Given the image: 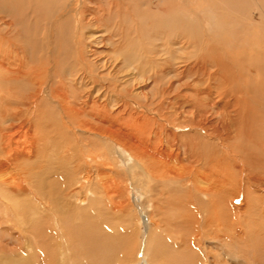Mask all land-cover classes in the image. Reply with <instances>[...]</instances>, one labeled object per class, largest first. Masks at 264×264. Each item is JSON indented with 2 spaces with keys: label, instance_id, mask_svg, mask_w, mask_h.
<instances>
[{
  "label": "bare ground",
  "instance_id": "bare-ground-1",
  "mask_svg": "<svg viewBox=\"0 0 264 264\" xmlns=\"http://www.w3.org/2000/svg\"><path fill=\"white\" fill-rule=\"evenodd\" d=\"M80 1L0 0V224L4 221L10 226L0 225V241L10 244L0 262L36 264L33 255L37 253L38 264H51L49 257L45 260L40 254L47 252L57 253L56 264H73L79 245L89 254L87 264H101L102 259L95 257L105 248L104 239L130 225L128 216L134 219L132 191L140 195L149 212L147 225L152 232L143 242L145 264L156 261L154 255L147 257L156 239L151 227L166 222V210L179 204L178 195L185 201L179 213L186 233L196 227L195 238L212 234L211 239L219 240L223 233L224 240L243 241L245 232L235 234L229 219L234 216L240 224L247 210L255 215L256 205H264L254 203L257 197L252 192L257 188L264 197V0H253L258 21L252 15L246 20L248 46L228 44L232 32L224 28L220 33L221 19L211 0H188L182 10H174L170 0H83L82 5ZM228 1L231 8H237L241 0ZM190 9L204 17V27L190 19ZM243 12L242 8L238 11ZM226 20L222 24L227 25ZM241 20L245 21L240 18L233 25L240 28ZM18 23L35 32L48 26L56 37L53 41L50 34L42 41L32 34L22 46H16L9 31ZM159 27L177 30L183 44L191 48L189 57L195 60L190 58L193 61L182 62V66L162 63V46H157L153 35ZM202 49L205 55L218 57L216 69L220 57H224L222 61L232 57L229 63L234 68L223 66L218 72L226 78L230 75L235 91L218 94L213 100L210 86L195 90L207 73V65L196 60ZM165 76L193 83L188 86L192 91L187 95L190 106L205 105L208 114L219 107L217 120L209 122L208 116H203L199 121V126L207 125L213 134L206 133V137L215 142H185L172 153L175 133H180L184 124L167 122L158 110L155 113L135 103ZM173 87L169 81L156 95L168 96ZM160 100L157 104L162 107ZM199 150L202 156L196 159L194 153ZM181 153L188 155V164L183 163ZM250 201L253 205L248 207ZM262 208L256 217L264 222ZM245 220L249 236L261 232L248 227V218ZM31 224L36 228L35 237L27 243L21 236L32 233ZM11 226L18 229V236ZM228 233L233 235L227 237ZM202 245L205 247H199ZM34 247L39 251L34 253ZM196 248L190 243V249ZM157 250L156 244L152 253L158 254ZM193 257L195 260L186 263H248L247 256L241 259L239 254L223 253V247L211 255L197 253Z\"/></svg>",
  "mask_w": 264,
  "mask_h": 264
},
{
  "label": "rangeland",
  "instance_id": "rangeland-1",
  "mask_svg": "<svg viewBox=\"0 0 264 264\" xmlns=\"http://www.w3.org/2000/svg\"><path fill=\"white\" fill-rule=\"evenodd\" d=\"M156 1H155V4H153V6L157 4ZM187 1L188 0H170L168 2L171 5H173V9L174 10H179V9L182 10V6L184 8V6L186 5ZM189 1H192V0H189ZM193 1H195V0H193ZM211 1H212V3L215 6V10L216 11H214V12L219 15L218 20L220 21V19H221V23L219 24V26L221 25L220 33L226 31V29L228 31L229 30L228 28H230V30L232 32V38H230L229 41L227 40L228 44L230 46H234V45L236 46L237 44L238 45L244 44V45L248 46V42H249L248 41V33H249V31H248V25H249L248 21H249V19L248 18H249L250 15H252L253 20L255 19V20L258 21V19H259V15L255 12L254 7L252 5L254 1L250 0L252 3H248L246 1H249V0H241L240 3H238L239 5L237 6V8H231L232 7V5L230 6L231 2L228 1V0H211ZM220 1H223V2H220ZM83 2L84 1L81 0L80 4L82 5ZM223 3H225V5L228 6L229 8L225 7V5ZM222 4H223V9H222V6H221ZM241 8H242V12L243 11L244 12L243 13H238V11L240 12ZM193 10L194 9L187 10L189 15H191L190 19L191 20L194 19V21L196 23H198V24H200V26L204 27V23H203V22H205L204 21V17L201 14H199L198 12H193ZM151 11L152 12H157V9H152ZM157 14H158V12H157ZM221 15L222 16L223 15L226 16L225 18L227 19L226 20L227 25L222 24V21L225 18H220ZM242 17L244 18L245 21L241 20V21H238V22L240 24L243 23V25H242L243 28H242L241 25H240V28L235 27L233 25V23H235V21L240 19V18L243 19ZM246 20H248V21H246ZM136 23H137V20H136L135 24ZM136 26H137L136 27L137 31H139L138 23L136 24ZM159 28L158 29L156 28L154 30L153 35H155V37H157V41H156L157 46H159V45L162 46V48H160V51H159L158 47L156 46L157 47V51H159V54L161 55V58H162V59L159 58V60H161L162 63L164 62V63H166L168 65L169 64H179L180 63L181 66H182V62L186 64V62H188V61H189V63H191L190 61L195 60L194 57H189L190 56L189 55V53H190L189 49H191V48L189 47L188 43L183 44L184 42L179 38V34H178L177 30H175V29H173L171 27H169V31H168V29H165V27L163 28L164 30L162 29V27H159ZM211 28H214V25H213L212 22H211ZM224 28H226V29H224ZM28 29L25 28V25L23 23H18L14 27H12V29H10V31H9L10 32V36H12V39L14 38L13 41H12V44H15L16 46H22L23 43L27 42L29 40V37L31 39L33 37V35L35 36V39L40 40L42 38L41 39L42 41H46L47 40V36L48 35L50 36V34L52 36V40L53 41H54L53 37H56L55 30L51 31L48 26L45 27L43 32H41V31L40 32L39 31L35 32V31H33V29L31 27L29 28V26H28ZM261 29H262L263 34H264V14H263V26H262ZM213 32L216 33V31H213ZM39 33H41V35L37 36ZM31 35H32V37H31ZM23 37H24V40H22ZM163 38H165V40ZM242 38L243 39L246 38V39H244L245 42H244V40ZM163 44H164V46L166 44L167 45L164 47ZM186 45H188V46H186ZM186 48H188V49H186ZM205 48L207 49L206 46H205ZM173 49H176V50L174 51ZM204 50L202 49V54L201 55L196 56L197 57L196 60L198 59V61H201L203 64L205 63L204 64L205 66L207 65L206 68H207V73L208 74L206 73L207 77L203 76V78H202L203 79L202 83L203 82H205V83L202 84L201 81L198 84L195 83V84H197L194 87L195 90L198 89L199 91H202V90L205 89V86H207V87L210 86L211 88L208 87V88H210V95L212 94V96L210 98H213V97H215V96H217L218 94H221V93L232 92L234 89H233V86L231 85L232 83L230 82V75H229V77L226 78V75L224 77L223 75H221L218 72V70L220 71V70L223 69V66L225 67V69H226L227 66H229L230 68H234L233 65L229 63V62L232 61L231 53L228 52L229 55H230L229 57H231V59L229 61H227V60L222 61V58H224V57H222V58L220 57V61L222 63L220 62L219 68L216 69V62L215 61L218 59V57L217 56H210L209 57V56L204 54V52H203ZM168 52L170 53V55L167 54ZM140 53L141 52H139V54ZM192 53H194V52H192ZM164 54L165 55L167 54L166 57L164 56ZM206 56H207V58H206ZM190 58L193 59V60H191ZM210 58H211V60H210ZM205 59L206 60L208 59L207 61H209V62L208 63L205 62L206 61ZM263 60H264V57H263ZM208 65H210V67ZM208 69H210V70L208 71ZM215 72H217V73H215ZM217 74H220V75H217ZM214 77H216V78H214ZM57 80H58V78H57ZM204 80H206V81H204ZM169 81L171 83L172 82L174 83V87H173V91L172 92H175L176 94L171 92V94L168 95L169 98H168V96L159 97V94L156 95L157 92L162 90V87H166V84ZM224 81L227 82V83H224V84L220 83V82H224ZM65 82H66L65 83L66 86L69 87L68 82L67 81H65ZM156 82H157L156 86H154V88L151 91H149L147 94H145V96H140L139 95L140 97L138 96L139 99H137L135 103L138 106H140L142 108H147L149 110H152L155 113H157V110H158L159 117L160 118H161V116L165 117V121H167V122L177 121V122H180V123L184 124V125H182V124L180 125L181 128H182V131L180 133H175L177 138L174 141L175 144H173V145H175L174 146L175 150L171 147L172 153L176 152V149L179 148V146H180V148L183 147L182 145L185 142L186 143H191V144L194 143L196 145H198V144L200 145V144H202V142H204V143L213 142L215 139L212 140L210 137L209 138L206 137V133H207V135L213 136V134L208 131L207 125L205 127L199 126V121L202 120L203 116H208L207 117V121H209V122L210 121H215V120H212V118L217 120L218 119L219 107L217 109H215V110L213 109L208 114V113H204V112H206L208 110V109L205 108V105L203 107L202 106H196V107L190 106L189 105L190 102L188 101L189 99H188L187 95H188L189 92H192V91L188 90V88H189L188 86H189V84L192 85L193 83L191 81H189V80L185 79L183 81H179L178 82L175 79H170L169 77L165 76V77H161L160 80L156 81ZM219 83H220V85H219ZM236 84L237 83L235 82V85ZM105 85H106V83H105ZM77 87H78V85H77ZM77 87L74 86L72 88V90L75 93L78 92V89H75ZM224 87L226 88V90L224 89ZM43 89L45 90V92L47 91V87H44ZM222 89L225 90V91H222ZM179 91H181L183 93H181V92L179 93ZM177 93L179 94V97H178ZM148 97H150V98H148ZM174 97H175V99H174ZM214 99L215 98H213V100ZM221 99H223V98H221ZM159 100L163 103L162 107L158 106V104H157L159 102ZM162 100H164V101H162ZM209 102H211V101L209 100ZM217 105H220V104L218 103ZM167 107H169V108H167ZM159 108H160L161 111L159 110ZM194 135H197V136L193 137ZM200 137H201L202 141H201ZM203 139H205V140H203ZM182 153H181V157H182L183 163L184 164H188L189 162L186 161L188 159V155L182 154ZM194 155L196 156V159L198 158V156H202L200 150L197 152V154L194 153ZM252 192H253V196H256L258 198V199L257 198L253 199L254 203L263 202V204H264V197H262L260 195V193L258 192V189L254 188L252 190ZM176 197L179 199V204L178 205L176 204L177 206L175 204H173V205L171 204L170 206H168V208L166 210V214H165V217H167V216L168 217L165 218V221H166V222H164L165 224L164 223H161V224L160 223H156L157 224L156 226L151 227L152 229L155 228V230H154V232H155L154 239L155 238L156 239L154 240L153 245L150 246V253H147V257H148V255L150 257H151V255H154L153 257L156 258V261L153 264H164V263L165 264L166 263L167 264H170V263H172V264L173 263L174 264H188V263H186V261L195 260L194 259L195 257H193V255H197V253H207V255L208 254L211 255V253H215L216 249L219 250L221 247H223V253H233V254H236V255L239 254V257L241 255V259L244 258L245 256H247L249 264H264V255H263V257L262 256L256 257V258L252 257V255H255V254L256 255H260V253L262 255L264 253V222H263L262 218H260V216H258V218L256 217L257 214L260 215L262 213L261 208L262 207L264 208V205H261L262 203L259 204V205H256L258 210H257V214H255V215L254 214L251 215L249 210H247L248 212H246V215H245L244 219L241 221L240 224H238V221L236 220V218L234 216H232L229 219V221L232 223L233 227L235 228V232H234L235 234H238L240 231H241V233L245 232V235L243 234V241H239V242L236 241L235 242L234 238H231V239L229 238V240H226V239L224 240V238L221 237V236H225V234H223V233H221V235H219L220 236L219 240L215 239V238L211 239L213 237L212 234H209V235L207 234L208 236L204 235V236H202L200 238L199 237L195 238L194 237V233L196 231H198V229L196 227L194 229L191 228V230H189L190 232L186 233V229H185L186 225H184L182 223V220H181V218L183 217V214H182V212H181V214L179 213V211L182 209L183 203L185 202L184 201V197H183V195L182 196L178 195ZM180 199L183 200V201H181ZM130 201H131V206L133 207L134 211L136 212V213L134 212V219H131V217L128 216V219L129 218L130 219L129 220L127 218L126 219L130 223V225H127L125 228H122V230H118L117 231V233H118L117 235H114V236H111V237H106L104 239L105 240V248L101 249L99 253H96L97 257H95L96 259H99V260H100V258L102 259L101 262H100L101 264L102 263L103 264H145L144 263L145 254H144V250H143V249H145V245H143V242L145 241L144 243H146V238H147L146 235L150 234L152 232L151 230H148L149 226L147 225L148 224V220H149V212H147V209L143 208L144 205L142 204V202H143L142 198L135 191L131 192ZM193 203H195V202L193 201ZM232 205H235L234 201L232 202ZM250 205L251 206L253 205V204H251V201L249 202L248 207ZM193 206H196V207H194L195 209L196 208L199 209V207H200L197 204L196 205L193 204ZM197 206H199V207H197ZM42 210H43V212L45 214H48L47 210H45L43 208H42ZM144 210H146V211H144ZM173 212H178V215H175ZM141 213H143V214H141ZM197 213L199 215L198 210H197ZM200 215H201V218L203 219L204 218L203 213H200ZM246 218H248V227L251 225V227L253 226L252 227L253 229L257 228V229L261 230V232H259L257 234L254 233L255 236L252 235V234H251L252 236H249L250 232L246 231L247 230L246 229L247 221L245 220ZM104 221L105 220H103V222ZM5 224H6V226H5ZM159 224H160V226H159ZM0 225H1L2 228L10 227L7 224V222H4V221ZM105 225H107V224H105ZM20 229L21 230H25V227L22 226V227H20ZM35 229L36 228H34V226H32V224H31V228H30L29 232H32V233H28L27 232V234H24L26 236L22 235L21 237H24V239L27 240L26 241L27 243H32L34 241L33 239L35 237V236L33 237L32 234L34 233L33 231ZM127 229H128V231H127ZM12 230L11 231H12L13 234H15L17 236L19 235L17 228L15 229V228L12 227ZM229 232H232V228L229 229ZM207 233H210V232H207ZM158 234H160V235H158ZM229 234H231V233L226 234V236L230 237ZM166 235H168V237H166ZM231 235H233V234H231ZM121 237H122V239H121ZM45 238H47V240L50 238L49 241L52 240V238L49 237V235H45ZM29 240L32 241V242H30ZM0 242H1V245H2V247L0 248V249H2L1 252H0V257L4 258L8 254V248H9L10 244L7 245L8 242L6 243V241H4V242L0 241ZM39 242L40 241L38 239L37 243H39ZM84 243L85 244L87 243L86 240H84ZM137 243L138 244L140 243V244L137 245ZM190 243H192L194 245V247L195 248L197 247V248L195 250L194 249H190ZM156 244L158 245V250L156 252L158 254L152 253L153 248H155ZM200 244H204L205 247L203 245H202L203 247L202 246L199 247ZM216 244H218L219 246L216 247ZM78 246L79 245H77V247H76V252L73 254L74 255L73 264H87V261L89 259V254L86 253L83 249H80ZM33 249H34V253L36 251H39V248H37V247H34ZM42 250H44V249H42ZM198 250H199V252H198ZM46 251H50V250H46ZM246 253H247V255H246ZM36 254H34L33 256L35 257V259L37 261V262L35 261L36 264H38L39 257H38V255L36 257L35 256ZM40 254L44 255L43 258L45 260L47 259V257H49L48 259L50 261L52 260L51 262L53 264H56L55 260H57V253L48 254L46 252V253H40ZM12 255H14V253ZM47 255H49V256H47ZM33 256L31 255L30 257H33ZM153 257L151 259H153ZM173 257H175V259ZM179 257H181V258H179ZM172 258H173V260H172ZM163 261H164V263H163ZM166 261H168V262H166ZM179 262H181V263H179ZM0 264H3V261L0 262ZM190 264H192V263H190Z\"/></svg>",
  "mask_w": 264,
  "mask_h": 264
}]
</instances>
